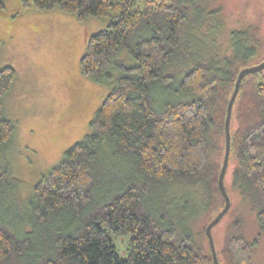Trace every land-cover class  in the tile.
<instances>
[{
	"label": "trees",
	"instance_id": "1",
	"mask_svg": "<svg viewBox=\"0 0 264 264\" xmlns=\"http://www.w3.org/2000/svg\"><path fill=\"white\" fill-rule=\"evenodd\" d=\"M211 1L33 0L38 11L110 18L87 39L81 72L99 84L111 81L112 70L119 75L90 133L35 185L27 218L17 226L0 220V264H213L211 251L174 214L158 215L154 200L162 185L191 192L213 211L210 222L225 206L218 181L228 102L239 71L264 59V39L260 26L250 25L233 33L230 55H208L200 28L204 16L219 12L209 9ZM5 9L0 0V13ZM121 53L135 65L118 62ZM15 78L12 67L0 69V155L15 131L3 112ZM159 85L175 98L159 97L157 109ZM114 163L117 172L109 171ZM230 172L231 189L250 205L264 239V72L247 76L235 101L231 197ZM9 175L0 170V183H16ZM122 236L127 257L114 245ZM252 248L233 235L222 256L228 264H250Z\"/></svg>",
	"mask_w": 264,
	"mask_h": 264
},
{
	"label": "rangeland",
	"instance_id": "2",
	"mask_svg": "<svg viewBox=\"0 0 264 264\" xmlns=\"http://www.w3.org/2000/svg\"><path fill=\"white\" fill-rule=\"evenodd\" d=\"M4 5L6 11L0 13V69L12 67L16 78L3 97V112L15 131L9 147L0 155V170L7 171L16 183H0L10 187L0 190V220L17 226L27 218L37 182L90 133V123L119 74L112 70L111 81L99 84L81 72L87 39L104 30L110 18L90 16L81 21L76 14L59 8L38 11L33 0H4ZM209 9L219 12L201 20L208 55H230L233 33L250 25L260 26L264 39V0H212ZM200 13L198 10L195 17ZM257 60L250 63L255 65ZM117 61L135 65L125 53ZM163 90L159 85L154 91L157 109L161 108L159 97L175 98ZM114 165H108L109 171L120 170V165ZM227 185L231 186V172ZM230 191L231 208L213 229L220 263L228 264L222 256L226 239L242 235L253 244L250 264H264V239L259 238L255 214L239 192L231 187ZM157 193L154 200L158 215L166 211L174 214L203 251L210 252L206 227L213 211L208 210L205 199L191 192L182 194L169 185H162ZM178 213H182L180 220ZM114 245L121 257H127V236L114 239Z\"/></svg>",
	"mask_w": 264,
	"mask_h": 264
},
{
	"label": "water",
	"instance_id": "3",
	"mask_svg": "<svg viewBox=\"0 0 264 264\" xmlns=\"http://www.w3.org/2000/svg\"><path fill=\"white\" fill-rule=\"evenodd\" d=\"M262 72H264V59L258 64L242 68L239 71L233 93L228 102L227 114L225 120V155L218 181L219 189L225 199V206L206 227V235L209 241V246L213 258V264H221L213 236V229L220 223L222 218L228 213V211L231 208V197L226 187V175L231 159V122H232V115H233L235 101L239 95L244 79L249 75H255Z\"/></svg>",
	"mask_w": 264,
	"mask_h": 264
}]
</instances>
